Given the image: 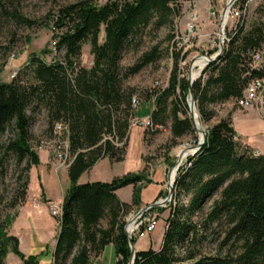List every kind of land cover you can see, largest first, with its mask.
I'll list each match as a JSON object with an SVG mask.
<instances>
[{
	"label": "trees",
	"instance_id": "16d2710c",
	"mask_svg": "<svg viewBox=\"0 0 264 264\" xmlns=\"http://www.w3.org/2000/svg\"><path fill=\"white\" fill-rule=\"evenodd\" d=\"M183 1L186 0L69 3L57 11L54 19L55 27H64L55 34L54 42L55 48L62 50L61 57L45 62L39 55L31 54L8 81H0V178L8 158L16 165L23 163L24 168L37 162L28 133L36 110L44 111L48 129H55L57 122L65 127L62 133L69 158L68 186L56 220L58 230L51 253L52 264L67 260L66 264H97L96 257L108 244L113 248V264L128 263L129 224L124 225L123 216L138 204L140 190L136 184L140 175L126 172L109 181L79 183L77 180L100 159L106 158L109 162L123 159L134 100L132 89L123 82L159 59L161 50L159 44L152 45L132 66L124 69L119 65L122 52L140 41L147 27L155 31L167 26L171 30ZM243 1L238 3L241 9ZM261 4L264 5V0ZM243 17L227 34L221 54L208 62L191 84L194 105L203 120L212 115L208 105L240 97L251 78L264 76V60L256 68L250 65V53L261 50L264 45V13L247 26ZM101 28L103 37L99 41ZM84 43L88 44L92 56L89 67L79 61ZM175 45L172 40L167 46L172 68L167 86L153 91L154 108L150 111L153 125L162 127L169 123L172 138L191 134L194 127L185 103L187 82L177 76L178 60L184 56H180ZM194 75L191 71V77ZM146 98H150L149 94ZM8 128L13 132L12 138L1 141ZM234 137L236 132L226 119H219L207 129L201 146L186 156L174 176L172 204L164 220L158 249L137 250L132 264H264V154L250 152ZM169 174L170 181L173 168ZM16 177L18 181L21 174ZM126 185L132 186L128 203L115 195V190ZM25 187L26 180L17 188L21 201ZM180 193L187 195L185 203L179 202ZM214 194L217 197L195 222L192 217L202 212L205 202ZM102 219L104 225L100 223ZM220 222L225 224L222 244L231 240L238 243V250L223 256L196 258L191 247L196 240L204 238L212 223ZM2 226L0 223V264L8 244L22 264H38L41 251L21 253L16 237L5 236ZM184 243L188 248L181 255L177 247Z\"/></svg>",
	"mask_w": 264,
	"mask_h": 264
},
{
	"label": "rangeland",
	"instance_id": "374dc122",
	"mask_svg": "<svg viewBox=\"0 0 264 264\" xmlns=\"http://www.w3.org/2000/svg\"><path fill=\"white\" fill-rule=\"evenodd\" d=\"M76 1L0 0V81H8L17 69L24 65L31 54L39 55L45 62L61 57L62 50L56 49L54 42L55 34H58L64 27H55L54 19L61 7ZM104 1L106 0H93L97 5ZM228 1L186 0L181 2V13L178 17L173 18L171 30L167 26H162L155 31L148 30L147 27L140 41L124 48L119 60L120 67L124 69L132 66L141 53L152 45L159 44L161 50L159 59L143 66L137 73L129 76L123 82L124 86L132 89V99L135 100V105H132L133 112L128 130L130 134L122 162L109 170V174L114 175L117 173V168H127L131 173H138L141 178L136 184L140 190L138 204L131 206L123 216L124 225L125 223L135 224L140 219L139 217L145 216L147 213H155L157 217L153 230L144 237L136 238L130 235L131 239L132 237L135 239L133 242L135 250H139L140 247L138 246L145 241L149 243L147 248L158 249L161 239V236H158L162 235L164 220L168 215L169 204H172L173 194L171 193L169 200L161 205L148 206L167 196L170 183L169 171L172 168L174 170L179 157L182 158L179 160L177 169L185 162L186 156L191 155V150L187 148L193 146L198 140L197 131L193 125L191 134L172 138L168 129L169 123L162 127L155 126L151 123L150 115H141L148 112L150 107L154 108L153 91L157 92L167 86L172 68V57L170 51L166 50L169 42L173 40L180 44L179 37L181 34L187 28H191L188 41L179 48L175 45L180 56H184L178 60L177 76L186 79L191 71L197 75L199 68L196 64L201 65L203 61L201 58H194L213 52V50L210 51L208 40L216 39L219 16H222L226 10ZM240 1L238 0L236 3V12H243V9L246 8L247 0L242 2L243 9L238 6ZM260 3L262 1L252 0L249 2L243 17L244 26L262 18L264 5H260ZM223 9L225 10L223 11ZM231 22L232 19L227 18L226 24L230 25ZM169 33H171V37L168 38ZM102 37L101 28L98 40L101 41ZM42 50L45 51L42 52ZM79 61L84 67H89L92 63V56L89 53L87 43L81 46ZM148 94L149 99L146 98ZM187 96L186 94V105ZM207 108L212 111L210 118L203 120L198 114V122L202 123L201 129L205 133L219 119H226L232 128H235L240 134V137L236 135V138L243 144L244 148H248L253 153L264 154V112L258 111L254 106L241 108L234 104L232 99L222 103L210 104ZM194 110L198 113L195 105ZM187 114L189 117V112ZM146 120L151 123L150 127L145 126ZM60 126L59 130L48 129L44 111L42 109L36 110L29 124L28 133L29 145L36 154L37 162L24 168L23 163L16 165L11 158H8L4 162L5 172L0 178V223L4 225L2 232L5 236L13 235L16 237V246L23 254H37L41 251L42 255H40L38 264H48L49 246L53 245L56 232L55 222H53L56 220L48 213L45 202L47 200L61 202L58 199L50 198L49 194L50 191L52 193L59 192L69 160L67 153L64 163L57 158V154L63 151V142L66 141L62 133L65 127L61 123ZM12 136L13 132L8 128L2 134L1 141L12 138ZM19 173L21 178L17 181L16 176ZM100 175H103V171L98 165L96 169H90L88 175H85L86 177L84 176L83 179L101 180L103 178ZM25 180V193L21 201L16 192L18 186ZM215 197L217 194L205 202L202 212H197L192 217L195 222L199 221L200 213L206 211L210 201ZM186 199L187 195L179 194V202L185 203ZM143 207L148 209L140 212ZM100 223L104 225L105 220L102 219ZM224 230V223H212L204 232V238L196 240L194 245L190 246L195 252V257L223 256L236 252L238 243H233L230 240L226 244H222L220 239ZM10 245L8 244L6 247L3 264H22L20 258L11 251ZM187 248L188 245L184 243L181 247H177V251L182 255L187 251ZM107 256V251H105L102 262L113 264L115 261V259L113 261V255L110 256V259ZM67 261L63 264H66ZM50 264H52V259Z\"/></svg>",
	"mask_w": 264,
	"mask_h": 264
},
{
	"label": "built area",
	"instance_id": "2783aa9c",
	"mask_svg": "<svg viewBox=\"0 0 264 264\" xmlns=\"http://www.w3.org/2000/svg\"><path fill=\"white\" fill-rule=\"evenodd\" d=\"M252 0H247L246 8L249 2ZM261 2L262 0H257ZM236 2L237 0H233L231 5L227 8L226 10L222 13V16H219V27H218V33L216 34L217 37L215 40H208L210 43V51L213 50L211 54H203L200 55V58L206 59L209 56H212L213 54H216L219 49H220V44H223V41L225 39V35L229 34L231 31H233L235 27L236 21L241 17L244 16L246 13V8L243 9V12H236ZM227 18L232 19V22L230 25H227ZM226 24V26H225ZM191 33V28H187L179 37L180 38V44L176 42L177 48L182 46L185 42L188 41V38ZM212 45V47H211ZM264 60V45L262 46L261 50H256L252 51L250 53V65L252 68H256L261 61ZM196 66L199 68L197 75H194V77L199 76V71L203 69V64L201 66L197 65ZM234 104L241 108H251L255 107L257 110L264 112V76L263 77H258V78H251L250 81L247 83L246 87L242 91V94L240 97L232 99ZM135 100L131 102V104L134 106ZM145 126L150 127L151 123L146 120ZM61 128L60 123H55V129L59 130ZM234 139H236L234 137ZM63 151L61 153L57 154V158L64 163L67 153V142H63L62 145ZM48 213L52 218L55 220H58L60 217V204L61 202H56L54 200H47L45 202ZM138 221L132 225L129 226V233H126V235H133L136 238H142L144 237L147 233L151 232L156 224L157 217L155 213H147L145 216L139 217Z\"/></svg>",
	"mask_w": 264,
	"mask_h": 264
},
{
	"label": "crops",
	"instance_id": "0c3cea01",
	"mask_svg": "<svg viewBox=\"0 0 264 264\" xmlns=\"http://www.w3.org/2000/svg\"><path fill=\"white\" fill-rule=\"evenodd\" d=\"M152 107H150V110L148 112H144L141 116H149L150 115V111H151ZM235 132H236V135L238 137H240V134L236 131V129L234 128ZM129 134H130V131H128V135H127V143H128V139H129ZM126 157V155H125ZM122 162L121 161H118V162H109L106 158H103V159H100L98 160L97 162H95L91 168H89L88 170H86L85 172H83L79 178H78V182L79 183H84V182H90V181H96L95 179H83V177L85 175H88L90 169H96V167H98L99 165V168L101 169V171H103V175H100V177H102L103 179L101 180H98V181H109L112 177H115V176H120L126 172H131L129 169L127 168H123V169H118L117 168V173H115L114 175H111L109 174V170L110 168H114L116 165H119L120 163ZM86 177V176H85ZM68 186V180H67V177H66V169L64 171V180H63V184L61 185L60 187V190L59 192L57 193H52L50 191V198H54V199H58L59 201L62 200V196L64 194V191L65 189L67 188ZM127 191V192H125ZM115 195L118 197L119 200L123 201V202H130V199H131V185H126V186H123L117 190H115ZM53 222H55V237H56V234H57V230H58V224L56 221L53 220ZM161 235H159L158 237H160ZM54 243H55V238H54ZM54 243L52 246H49L50 249H49V255H48V264H50L51 262V253H52V249H53V246H54ZM149 243L147 241L143 242L142 244H140V247L139 250H144L148 247ZM48 247V248H49ZM138 249V248H137ZM107 251V257L110 259V256L113 255V261L115 259V256H114V253H113V248H112V245L111 244H108V245H105L103 247V249L101 250V252L99 253V255L96 257V263L97 264H105L102 262V256H103V253ZM112 261V262H113ZM107 264V263H106Z\"/></svg>",
	"mask_w": 264,
	"mask_h": 264
},
{
	"label": "water",
	"instance_id": "95a60500",
	"mask_svg": "<svg viewBox=\"0 0 264 264\" xmlns=\"http://www.w3.org/2000/svg\"><path fill=\"white\" fill-rule=\"evenodd\" d=\"M232 1L233 0H229L227 6ZM224 10L225 9H223V11ZM219 47H220L219 53L216 54L213 57H208L207 62L213 61V60H215L219 56L220 52L222 51V45L220 44ZM200 72L201 71H199V73ZM195 78L196 77H191L190 74H188L187 77H186V82H187V95H188L187 96L188 97V100H187V108H188V112H189V119L191 120L193 126H194V122H193V117L192 116H193L194 101H193V96H192V91H191V84H192V82H193V80ZM205 135H206L205 131L202 130L201 131V137L197 140V142L193 146H189L187 148L188 150H191V154H193L201 146V144L203 143V141L205 139ZM179 160H178V162L175 165V168L173 170V176H172V178L170 180V183H169V186H168V194H167V196L165 198L161 199V200H158V201L153 202L148 207H156L158 205H161V204L165 203L166 200H169V198L171 197L173 178H174L175 172L177 170ZM145 209H148V208L147 207H145V208L143 207V208L140 209V212L144 211ZM126 236H127L128 247H129V251H130V257H129V260H128V263L127 264H132L133 263L134 254H135V252L137 250L134 249V245H133L131 236H129V235H126Z\"/></svg>",
	"mask_w": 264,
	"mask_h": 264
},
{
	"label": "bare ground",
	"instance_id": "6f19581e",
	"mask_svg": "<svg viewBox=\"0 0 264 264\" xmlns=\"http://www.w3.org/2000/svg\"><path fill=\"white\" fill-rule=\"evenodd\" d=\"M237 2H238V0H237ZM236 2V3H237ZM226 36H228V35H225V38H226ZM224 42H225V39H224V41H223V44H224ZM223 44H222V51H223ZM221 51V52H222ZM219 52V51H218ZM221 52H220V54H221ZM219 54V55H220ZM215 54H213L212 56H214ZM212 56H209V57H212ZM196 58H200V57H195L194 59H196ZM208 58V57H207ZM202 59V58H201ZM208 60V59H207ZM202 64H203V68L208 64V62H205L204 63V61L202 62ZM201 64V65H202ZM200 65V66H201ZM190 76H191V73H190ZM193 122H194V128H195V130L197 131V136H198V139L201 137V131H202V129H201V124L198 122V113L194 110V108H193ZM172 176H173V174H172ZM133 223H131V225H132ZM130 226V225H129ZM126 233H129V227H128V229H127V232Z\"/></svg>",
	"mask_w": 264,
	"mask_h": 264
}]
</instances>
